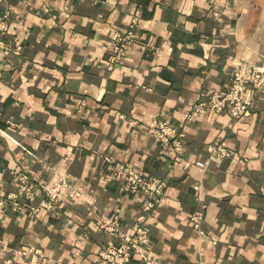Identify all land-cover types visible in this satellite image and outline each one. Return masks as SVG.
<instances>
[{
  "label": "crops",
  "instance_id": "1",
  "mask_svg": "<svg viewBox=\"0 0 264 264\" xmlns=\"http://www.w3.org/2000/svg\"><path fill=\"white\" fill-rule=\"evenodd\" d=\"M133 17L137 37L109 65ZM244 60L264 63V0H0V193H18L21 174L76 191L32 215L6 205L0 264L32 250L37 264H99L98 250L138 224L157 264H264V86L247 115L185 116ZM154 120L172 123L179 151L162 146ZM216 143L220 160L207 149ZM116 163L161 181L159 204Z\"/></svg>",
  "mask_w": 264,
  "mask_h": 264
},
{
  "label": "built area",
  "instance_id": "2",
  "mask_svg": "<svg viewBox=\"0 0 264 264\" xmlns=\"http://www.w3.org/2000/svg\"><path fill=\"white\" fill-rule=\"evenodd\" d=\"M214 14L217 15L216 12ZM135 22L136 17H133L126 30L115 32L112 38V55L109 65L121 60L130 49L132 42L137 37L133 31ZM263 86L264 63H255L249 60L238 62L233 65L230 71L227 85L223 89L207 92L205 94L206 100L191 105L190 111L185 116L195 115L202 110H206L209 114L227 111L232 117L247 115L256 91ZM150 127H152L154 135L164 148H173L176 151L181 149L179 133L171 122L154 120L151 122ZM207 149L216 160H220L227 155V151L221 143L210 144ZM103 159L109 161L110 157L104 155ZM175 159L178 160L179 157L175 156ZM192 163L201 169L205 168V164L201 160L197 159ZM113 168L116 176L128 182L131 191L153 196V201L159 204L163 194V183L161 181L138 174L128 164L116 163ZM75 194L76 191L71 183L63 177L58 178L52 184H34L29 181L26 174H21L18 179V193H8L5 196L0 193V218L6 205H9L12 210L18 213L32 215L40 208H50L53 202L61 200L65 195L73 196ZM34 196L41 198L37 204H31V199ZM150 206H152V203L148 202L144 208L147 209ZM137 219L138 221L142 220V216H138ZM200 220L201 212L195 211L191 214L190 221L194 228L199 229ZM102 227L109 232H116L119 229L116 218H113L108 224L102 225ZM116 236L118 242L106 243L98 250L99 264H126L133 254H138L147 264H157L156 261L149 259L146 255L149 245L146 227L138 224L133 227L132 234L118 232ZM0 243L2 247H5L4 242L0 241ZM22 250L23 248H20L16 252L21 253ZM28 251L31 252V250ZM32 251L30 257L23 260L21 264H37L44 259L37 254L36 250ZM9 261L10 259H7L6 263Z\"/></svg>",
  "mask_w": 264,
  "mask_h": 264
}]
</instances>
